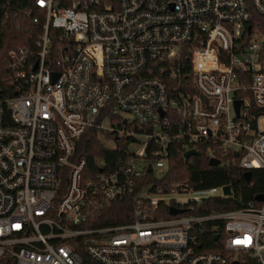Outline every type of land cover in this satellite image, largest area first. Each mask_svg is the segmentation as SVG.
<instances>
[{"label":"built area","instance_id":"obj_1","mask_svg":"<svg viewBox=\"0 0 264 264\" xmlns=\"http://www.w3.org/2000/svg\"><path fill=\"white\" fill-rule=\"evenodd\" d=\"M34 4L35 50L10 49L0 84V264H264V200L202 213L224 185L165 180L174 142L264 168V0ZM91 128L117 155L87 174ZM127 198L126 222H99Z\"/></svg>","mask_w":264,"mask_h":264},{"label":"trees","instance_id":"obj_2","mask_svg":"<svg viewBox=\"0 0 264 264\" xmlns=\"http://www.w3.org/2000/svg\"><path fill=\"white\" fill-rule=\"evenodd\" d=\"M59 6H68L73 0H55ZM35 7L34 0H0V84H4L9 77V70L6 64L7 53L14 47H26L35 50V40L43 31V17L38 22H33L34 15H40ZM257 17V16H256ZM49 36L52 39V47H57L66 43L62 37L61 30L57 28L49 29ZM54 53V52H53ZM55 54V53H54ZM197 144L196 154L188 159L184 158L185 149L182 143L174 142L169 146L170 154L168 160V172L165 180L168 183L186 181L193 187H211L229 185L231 194L227 197H212L203 203L199 212H221L239 209L248 205H259L260 201L256 197L264 193V168H254L249 170L248 179L244 176V170L237 165L224 164L225 155L217 152L216 157L220 158L221 164L211 166L208 164L207 145ZM75 155L85 159V173H95L98 160H105L107 166L111 165L112 159L117 152L107 148L98 136L96 129L86 130L80 137L75 147ZM147 176L144 182L149 181ZM135 203L127 198L115 202L108 210V217L101 218V224H114L126 222L129 215L134 210ZM159 216L168 217L166 210ZM222 224V223H221ZM209 227V226H207ZM200 238L205 242L203 249L219 250L218 242L212 240V234L205 230L200 234Z\"/></svg>","mask_w":264,"mask_h":264},{"label":"water","instance_id":"obj_3","mask_svg":"<svg viewBox=\"0 0 264 264\" xmlns=\"http://www.w3.org/2000/svg\"><path fill=\"white\" fill-rule=\"evenodd\" d=\"M70 42H72L71 38H70ZM239 104H240V100L235 99L234 100V106H235L236 111H238ZM194 154H196V150L195 149H189V150H187L184 153V158L188 159L191 155H194ZM208 164L211 165V166H217L219 164V159H217L215 157H210L208 159ZM244 176L246 177V179H248L249 176H250V172L249 171H245L244 172ZM223 193L226 194V195H230L231 190H230V186L229 185H224L223 186ZM256 200L257 201H263L264 200V195L261 194V195L257 196ZM180 211L181 210H179V209H175L173 207H170L168 212L170 214L174 215V214H176V213H178ZM214 238H217V237L215 236Z\"/></svg>","mask_w":264,"mask_h":264},{"label":"rangeland","instance_id":"obj_4","mask_svg":"<svg viewBox=\"0 0 264 264\" xmlns=\"http://www.w3.org/2000/svg\"><path fill=\"white\" fill-rule=\"evenodd\" d=\"M177 199H183L184 196H176Z\"/></svg>","mask_w":264,"mask_h":264}]
</instances>
